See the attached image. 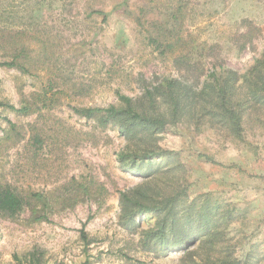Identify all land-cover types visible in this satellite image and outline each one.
Instances as JSON below:
<instances>
[{
    "label": "rangeland",
    "instance_id": "obj_1",
    "mask_svg": "<svg viewBox=\"0 0 264 264\" xmlns=\"http://www.w3.org/2000/svg\"><path fill=\"white\" fill-rule=\"evenodd\" d=\"M179 8V19H173ZM32 10L39 25L29 18ZM243 19L262 31L241 50L232 37L248 30L240 27ZM18 28L30 29L34 65L28 74L0 67V102L20 107L23 94L49 88L51 81L49 95L58 100L28 116L0 105V137L8 119L26 135L16 147L2 149L4 174L25 189H53L75 176L95 179L108 192L102 202L85 198L39 221L29 209L14 219L0 215V264H29L37 257L41 264H205L216 257L264 264V126L249 122L240 141L220 127H195L187 118L161 134L159 145L172 151L154 158L160 168L154 184L162 197L181 193L187 206L198 198L192 212L209 197L232 218L212 245L198 240L189 246L191 254L184 248L157 253L140 243V231L156 223L155 215L142 214L139 229L120 222V190L143 180L118 160L126 138L115 126L98 127L73 108L113 103L117 89L135 96L166 75L203 81L219 64L244 72L264 46V0H0V36H15ZM177 35L185 40L175 42ZM169 41L175 44L171 51ZM204 41L215 47L195 60L200 80L192 70L183 75L175 57L197 54L196 45ZM10 46L0 44V61L8 59ZM33 124L47 139L38 155L26 145ZM181 209L184 214L186 206Z\"/></svg>",
    "mask_w": 264,
    "mask_h": 264
},
{
    "label": "trees",
    "instance_id": "obj_2",
    "mask_svg": "<svg viewBox=\"0 0 264 264\" xmlns=\"http://www.w3.org/2000/svg\"><path fill=\"white\" fill-rule=\"evenodd\" d=\"M33 11H30L29 18L39 25L41 21L33 18ZM93 12L104 14V21L107 20L103 10L95 9ZM180 15L181 8L172 18L178 20ZM240 27L248 30H239L232 39L243 50L254 44L255 38L261 35L262 28L250 19H243ZM29 30L20 28L15 31V36H0V44L4 46L6 42L4 48L11 45L8 59L0 61V67L17 68L26 74L31 72L34 65L32 53L36 50L29 38ZM176 40L175 42H182L185 39L184 36L177 35ZM174 45L173 41H169L168 51ZM206 47L215 45L204 41L196 45L197 54L192 55L193 51H188L175 57L183 75L192 70L200 80L201 69L195 60L198 55L205 56L203 52ZM42 57L45 61L50 58L45 51ZM53 86L51 81L49 88L32 91L29 96L23 94L20 107L6 101H1L0 105L27 116L39 113L43 108L53 107L58 100L55 93L49 95ZM116 95L118 100L106 106L75 105L73 108L80 116L94 120L98 127L105 129L115 126L127 140V146L118 155L120 164L143 177L136 185L120 190V222L128 228L139 229L142 227L139 218L142 214L155 215L156 223L140 231V243L157 253L184 248L187 249V254H191L195 250L192 251L189 246L198 240L199 245H212L224 233L223 224L231 222V213L226 206L211 203L209 197L202 200L203 203L193 212L191 207L195 206L198 198L187 206L188 203H182L181 193L173 192L168 197H162L154 184L160 169L156 167L154 158L169 156L172 151L161 147L158 141L161 134L168 132L172 125L187 118L192 120L195 127L203 124L212 128L220 127L226 135L240 141L245 140L249 122L264 126V46L260 55L244 72L219 64L213 66L203 81L192 82L181 76L166 75L161 81L145 84L140 94L134 96L117 89ZM8 122L9 127L4 129L0 137V157L2 149L16 147L26 138L21 125L10 119ZM30 133L26 145L30 146L28 149L33 150V154L38 155L47 139L35 124L31 125ZM206 158L212 160L209 156ZM1 162L0 215L5 218L14 219L21 211L29 209L31 217L39 221L48 218L50 210H63L85 198L102 202L106 196L104 192H108L104 184L97 183L95 179L75 176L53 189L21 188L7 179L3 170L5 165ZM182 205L186 206L184 214L181 212ZM42 209L43 214L40 212ZM34 262L41 264L40 257L33 258L29 264ZM248 262L250 259L245 264ZM191 264L201 263L194 261ZM205 264H241V260L237 257H216Z\"/></svg>",
    "mask_w": 264,
    "mask_h": 264
}]
</instances>
